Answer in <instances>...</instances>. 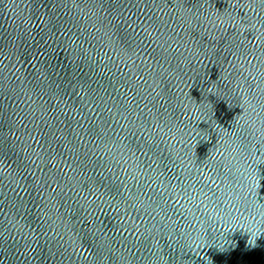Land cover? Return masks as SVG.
Returning <instances> with one entry per match:
<instances>
[{
    "label": "water",
    "instance_id": "water-1",
    "mask_svg": "<svg viewBox=\"0 0 264 264\" xmlns=\"http://www.w3.org/2000/svg\"><path fill=\"white\" fill-rule=\"evenodd\" d=\"M258 222L264 0H0V264H264Z\"/></svg>",
    "mask_w": 264,
    "mask_h": 264
},
{
    "label": "clouds",
    "instance_id": "clouds-1",
    "mask_svg": "<svg viewBox=\"0 0 264 264\" xmlns=\"http://www.w3.org/2000/svg\"><path fill=\"white\" fill-rule=\"evenodd\" d=\"M191 118L194 122H197L199 120L198 108L194 107V110L192 111V114H191ZM253 175L256 181L259 182L261 178L258 175V173H254ZM261 223H264V222H258L255 224L248 225V230L246 231V233L249 236L248 244L251 245L252 247H256L257 240L261 238L262 235H264V227L261 226ZM206 247H211L206 240L201 239V238H194V237L189 238V242H188L189 250L196 249L198 251H201L205 249ZM217 249H219V247ZM204 256L208 258L206 255Z\"/></svg>",
    "mask_w": 264,
    "mask_h": 264
}]
</instances>
